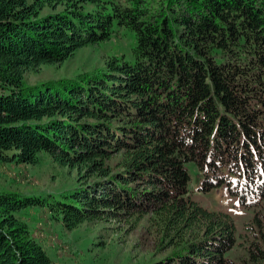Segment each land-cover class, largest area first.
I'll return each instance as SVG.
<instances>
[{
  "label": "trees",
  "instance_id": "obj_1",
  "mask_svg": "<svg viewBox=\"0 0 264 264\" xmlns=\"http://www.w3.org/2000/svg\"><path fill=\"white\" fill-rule=\"evenodd\" d=\"M115 26L134 34L132 61L26 83ZM43 156L76 185L0 191V264H55L20 215L34 207L65 231H131L146 217L168 253L149 264H264V0H0V163ZM190 163L199 191L223 190L251 212L244 234L192 200ZM238 239L245 256L232 259Z\"/></svg>",
  "mask_w": 264,
  "mask_h": 264
},
{
  "label": "rangeland",
  "instance_id": "obj_2",
  "mask_svg": "<svg viewBox=\"0 0 264 264\" xmlns=\"http://www.w3.org/2000/svg\"><path fill=\"white\" fill-rule=\"evenodd\" d=\"M49 11L45 9L43 12ZM134 45V34L124 27L115 26L109 40L78 49L61 64L41 66L37 71L26 72L24 79L34 85L84 76L104 69L105 61L112 57L132 61ZM23 166L0 163V191L34 197L71 190L76 185V173L57 166L49 156H43L36 166ZM187 169L192 200L209 211L229 215L237 233L244 234L243 226L250 221L251 212L223 190L199 191L200 174L193 163L188 164ZM20 215L55 264H149L168 254L161 253L157 247L158 240L146 217L138 221L131 231L124 223L104 222L84 223L75 230L65 231L47 208L34 207L22 211ZM99 242L103 246H98ZM242 245L241 239H238L228 257L243 258L245 252Z\"/></svg>",
  "mask_w": 264,
  "mask_h": 264
},
{
  "label": "crops",
  "instance_id": "obj_3",
  "mask_svg": "<svg viewBox=\"0 0 264 264\" xmlns=\"http://www.w3.org/2000/svg\"><path fill=\"white\" fill-rule=\"evenodd\" d=\"M18 166H22V167H25V166H23V165H17V167H18Z\"/></svg>",
  "mask_w": 264,
  "mask_h": 264
}]
</instances>
